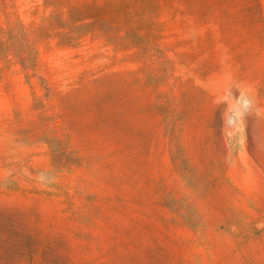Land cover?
<instances>
[{
  "label": "rangeland",
  "instance_id": "374dc122",
  "mask_svg": "<svg viewBox=\"0 0 264 264\" xmlns=\"http://www.w3.org/2000/svg\"><path fill=\"white\" fill-rule=\"evenodd\" d=\"M0 264H264V0H0Z\"/></svg>",
  "mask_w": 264,
  "mask_h": 264
}]
</instances>
